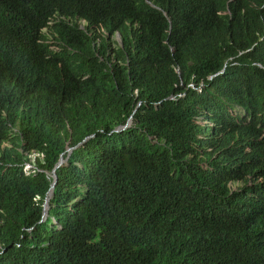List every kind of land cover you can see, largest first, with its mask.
Segmentation results:
<instances>
[{
	"label": "trees",
	"instance_id": "1",
	"mask_svg": "<svg viewBox=\"0 0 264 264\" xmlns=\"http://www.w3.org/2000/svg\"><path fill=\"white\" fill-rule=\"evenodd\" d=\"M152 1L0 0V264H264V0Z\"/></svg>",
	"mask_w": 264,
	"mask_h": 264
},
{
	"label": "clouds",
	"instance_id": "2",
	"mask_svg": "<svg viewBox=\"0 0 264 264\" xmlns=\"http://www.w3.org/2000/svg\"><path fill=\"white\" fill-rule=\"evenodd\" d=\"M227 6V8L232 12V11H235L237 9V5H236V0H223ZM146 2L151 5L153 8L155 9H162V6H157L152 0H146ZM207 3V1H206ZM207 5L210 7V5L207 3ZM92 32V31H91ZM230 37V36H229ZM106 41L108 44L111 45V49L115 48L116 46H119L120 48L123 47V38L121 36V34L119 32H115L113 34H110V33H107L106 34ZM104 56V60H105V63L109 66H111V61L107 58L106 55H103ZM128 60V59H127ZM180 70V69H179ZM177 71V72H180V71ZM43 100V96L41 98V101ZM131 121V119H129ZM62 159V158H60ZM64 160V159H63ZM60 161V160H59ZM61 165V164H60ZM26 169V167H25ZM27 170V169H26ZM25 170V171H26ZM28 171V170H27Z\"/></svg>",
	"mask_w": 264,
	"mask_h": 264
},
{
	"label": "water",
	"instance_id": "3",
	"mask_svg": "<svg viewBox=\"0 0 264 264\" xmlns=\"http://www.w3.org/2000/svg\"><path fill=\"white\" fill-rule=\"evenodd\" d=\"M130 123H131V121L129 120L128 121V123L123 127V128H120V129H117V131H121V130H123V129H125V128H127V127H129V125H130ZM71 149H69V151H70ZM64 162V160L63 159H60V161H59V163L57 164V165H60V164H62ZM53 185L55 184V182H56V175L54 174V172H53ZM49 195H50V197H51V195H52V189L50 190V193H49ZM48 201H49V198L46 200V202H45V205H44V212H43V219H45L46 218V215H47V211H48Z\"/></svg>",
	"mask_w": 264,
	"mask_h": 264
},
{
	"label": "rangeland",
	"instance_id": "4",
	"mask_svg": "<svg viewBox=\"0 0 264 264\" xmlns=\"http://www.w3.org/2000/svg\"><path fill=\"white\" fill-rule=\"evenodd\" d=\"M67 151L70 152L71 150L69 151V149H68ZM33 159H34V158L32 157L31 160H33ZM25 167H26L27 170H30V169H31V166H30V165H26ZM51 177H52V185H51L50 190L52 189V192H53V187H54V185L56 184L57 179H56L55 184L53 185V176L51 175ZM56 178H57V177H56ZM50 190H49L48 195H47V198L45 199L44 204H43V211H42V219H41V221H45L46 218H47V215H48V211H47L46 218L43 219V216H44V215H43V212H44V205H45V202H46V200H47L48 198H49V201H50V199L52 198V195H51V197H50V195H49ZM49 201H48V210H49Z\"/></svg>",
	"mask_w": 264,
	"mask_h": 264
}]
</instances>
